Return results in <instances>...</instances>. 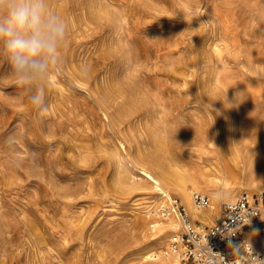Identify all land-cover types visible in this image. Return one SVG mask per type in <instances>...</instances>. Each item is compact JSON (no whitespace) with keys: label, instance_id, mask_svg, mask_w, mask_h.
<instances>
[{"label":"rangeland","instance_id":"rangeland-1","mask_svg":"<svg viewBox=\"0 0 264 264\" xmlns=\"http://www.w3.org/2000/svg\"><path fill=\"white\" fill-rule=\"evenodd\" d=\"M50 4L68 39L46 89L48 112L34 110L35 88L18 87L0 55V264H162L171 240L141 218L161 198L128 184L137 173L131 159L156 171L173 151L208 195L222 184L214 148L227 147L234 126L252 148H264V0ZM227 176L228 186L245 188L242 175ZM255 230L264 233V223Z\"/></svg>","mask_w":264,"mask_h":264},{"label":"bare ground","instance_id":"bare-ground-1","mask_svg":"<svg viewBox=\"0 0 264 264\" xmlns=\"http://www.w3.org/2000/svg\"><path fill=\"white\" fill-rule=\"evenodd\" d=\"M99 6H100V4H99ZM261 11H262V9H261ZM84 14H85V12H84ZM250 61H252V60L250 59ZM215 78H216V76H215ZM180 79H179V81H180ZM217 79H218V77H217ZM213 83H214V81H213ZM141 84L142 83H140V86H141ZM96 86H98V85H96ZM87 90H89V89H87ZM128 90L125 91V92L127 93ZM208 90H210V89H208ZM98 91L100 92V90H98ZM89 92H91V91H89ZM148 92H149V89H148ZM260 92L261 91H259V89H257L256 94H258L260 96ZM144 93H145V90H144ZM122 94H124V93H122ZM212 94L213 93H211V95ZM127 98H129V97H127ZM131 98H133L132 95H131ZM157 98H159V97H157ZM134 99H135V97H134ZM131 100H133V99H131ZM104 101H106V100H103V101L98 100V102H101L103 105H107ZM134 102H135L134 100L133 101H129L128 100V102L126 104L127 105V112L131 111V108L133 107ZM112 103H114V102H112ZM104 107L106 108L107 106H104ZM111 108L112 107H110V109ZM147 109H148V107H147ZM160 112H161V110H160ZM103 113H104V115L107 116L106 111H104ZM158 113H159V111H158ZM108 116H110V115H108ZM127 116H129V115H127ZM153 116H156V115H153ZM160 119H162V118H160ZM209 119H212V118L210 117ZM151 122H152V120H151ZM118 123L120 124L121 122H118ZM148 124H147V126H148ZM113 125H114V123H113ZM153 125H154V123H153ZM210 126H211L212 130L214 131V133H215L217 138L222 136L221 129H220V127L217 124H212ZM121 127H122V125H121ZM198 129H200V128H198ZM234 131H236L234 139L230 140V139H227V137L224 138V139H226L227 147L218 148V149L214 148V151H215L214 160H213L214 170H216L217 174H219L220 179L222 180V184H218V186H217V188L219 189L218 194H217V192H214V190L212 188H208L206 186L207 189H205V190L207 192H209V193H208V195H206V193H205V195L208 197V201L209 200L210 201L204 206H199V205H197L195 203V201H194V193L200 192L199 189H197L198 186L195 184L196 180L190 175V172L188 171L189 169L186 167L187 165L185 164L186 165L185 166L183 163H181V161L178 160L179 158L177 159L176 156L173 154L172 150H171L172 154L169 156L170 160L167 163H164V162H161V161L159 163L157 161L158 163H157L156 171H153L148 166H146V163H144V160L143 161L142 160L138 161V160L131 159L132 165L134 166V168L137 171V173H136L137 175L133 174V173L131 175H128V178L130 179L129 180L130 183H128V184L130 186H132V187H135V188H144V187L153 188L155 193L157 194L158 198H161V200L159 201V204L156 205L154 208H152V206L150 208H146V210H144L145 211L144 212V216H141V218L143 219V222L146 225L151 227V229L163 232V235L161 236L162 238H167L168 237L169 240H172L173 237H175V236H177L179 234V232L177 231V225L179 224V221L176 220L177 218L175 217V215L174 214L170 215L167 212H164V213L162 212L163 207L168 205L169 201H172V199H173L172 192L173 191H176L178 193V195L180 196L181 202L185 205L184 207H185L187 213L189 214L191 221L199 220L202 223H210L214 219V217L217 215L219 207L215 203L216 199H218L219 201H233L244 190L247 191V189L260 191L261 192L260 195L262 194V191H264V148H263L262 145L259 148H257V149L252 148V144L247 140V137L244 134H242L241 137L239 136V134L237 133V126H234ZM150 132H151V135H152L153 139L161 145L163 142H161L160 138L158 137L160 133L158 134L157 131L155 129H153V128L150 130ZM116 139H117V137H116ZM79 140H77V142L81 141V140L80 141ZM118 142L120 143V146L123 148V150H125L122 141H118ZM74 143H76L75 140L73 141V144ZM81 143H82V141H81ZM74 146H77L79 148L78 145H74ZM111 149H114V148L112 147ZM115 150H114L115 152H113V150H112V152L116 155V157H117L116 160L119 163L120 160H121V155L119 153L121 151V149H118V150H120L119 152H118L117 148ZM140 152H142V151H140ZM177 153H179V152H177ZM140 154L142 155V153H140ZM111 155H112V153H111ZM165 156H167V155H165ZM126 157H127V155H126ZM150 157H152V156H150ZM165 160H167V159H165ZM188 160H190V159H188ZM162 161H164V160H162ZM184 161H186V159ZM117 170H118V168H117ZM230 172H232V173L236 172L240 176L241 175L243 176L245 181L244 182L241 181L239 184H240V186L243 184L245 186V188H241V187L237 188V186L236 187L228 186L229 185L228 184L229 183V179H228L227 175ZM188 176H189V178H188ZM124 182H127V181H124ZM249 190H248L247 194L249 196H251V192ZM211 200H212V202H211ZM166 201H168V202H166ZM260 203H261L260 204V207H261L260 216L264 217V203H263V199H262V201ZM260 232H261L260 230L256 231L255 229H249V230L245 231L244 235H243V241L246 244H248L253 249H256V250H259V251H264V233H260ZM167 246H168V248L160 253V256L161 255L163 256L162 257L163 259H162L161 263L162 264H183V263H181L178 255L174 252V248L172 246H170V245H167ZM147 257H151V254H147Z\"/></svg>","mask_w":264,"mask_h":264},{"label":"clouds","instance_id":"clouds-1","mask_svg":"<svg viewBox=\"0 0 264 264\" xmlns=\"http://www.w3.org/2000/svg\"><path fill=\"white\" fill-rule=\"evenodd\" d=\"M67 39V24L50 0H0V55L18 87L35 88L28 99L37 113L49 110L46 89L61 70Z\"/></svg>","mask_w":264,"mask_h":264},{"label":"built area","instance_id":"built-area-1","mask_svg":"<svg viewBox=\"0 0 264 264\" xmlns=\"http://www.w3.org/2000/svg\"><path fill=\"white\" fill-rule=\"evenodd\" d=\"M261 195L241 193L233 201H221L213 221L193 222L185 207L173 197L162 212L175 215L181 231L171 240V246L183 264H264V251L251 248L243 241L244 232L264 223L261 217ZM199 206L208 197L194 193Z\"/></svg>","mask_w":264,"mask_h":264},{"label":"crops","instance_id":"crops-1","mask_svg":"<svg viewBox=\"0 0 264 264\" xmlns=\"http://www.w3.org/2000/svg\"><path fill=\"white\" fill-rule=\"evenodd\" d=\"M254 229H257V227H255Z\"/></svg>","mask_w":264,"mask_h":264}]
</instances>
